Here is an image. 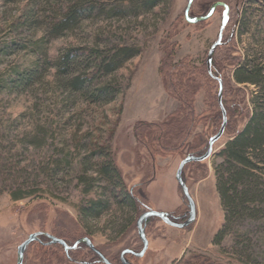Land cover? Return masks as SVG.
<instances>
[{"label":"rangeland","instance_id":"1","mask_svg":"<svg viewBox=\"0 0 264 264\" xmlns=\"http://www.w3.org/2000/svg\"><path fill=\"white\" fill-rule=\"evenodd\" d=\"M78 1L0 0V264H16L17 246L38 231L71 242L87 236L113 262H119L125 249L139 252L136 220L141 213L153 210L170 214L176 222L186 219L187 201L175 181L176 169L185 156L206 150L220 127L218 84L203 67L223 7L217 6L206 20L188 23V0H161L150 11L130 9L126 0H82L89 11L57 34L53 26ZM216 2L225 3L229 13L222 44L212 54L211 73L224 82V108L234 107V113L226 114L230 126L207 159L183 168L195 220L176 228L149 218L148 247L140 257H125L132 264H264V205L230 221L227 235L213 242L224 221L214 153L243 126L253 108L251 97L264 90V83H237L233 78L236 65L244 60L255 59L264 70V0H193L188 15L205 16ZM123 45L137 54L113 73L89 82L115 90L107 102L92 103L66 84L89 74L85 57L68 75L51 67L66 49ZM24 73L33 76L28 85L20 84ZM179 76L192 93L190 135L176 152L151 154L146 140L135 137L134 127L177 116L179 103L163 86L165 78L176 85ZM106 165L110 170L104 177ZM28 191L34 193L11 198L12 193ZM124 194L136 200L137 212ZM97 199L105 204L101 213H84ZM39 240L26 247L23 264H102L90 262L87 246L72 261Z\"/></svg>","mask_w":264,"mask_h":264},{"label":"trees","instance_id":"2","mask_svg":"<svg viewBox=\"0 0 264 264\" xmlns=\"http://www.w3.org/2000/svg\"><path fill=\"white\" fill-rule=\"evenodd\" d=\"M126 1L129 3L128 6L130 9L140 8L142 10L145 9L146 11H150L161 2V0ZM84 4L85 2L79 0L77 3L68 7L63 13L61 20L53 26V31L59 34L66 29L72 28L73 25H76L83 16V13L89 11L84 8ZM81 50L86 51L84 56L78 54V51ZM136 54L137 50L126 45L115 46L110 49H97L94 47L72 48L66 49L64 52L60 53L59 56L51 62V67L55 68L60 73L68 75L77 66L84 62L82 61V57H85L84 60L90 61V67L86 69V71H90L89 74H80L77 77L68 80L66 84L69 89L82 93V95L87 97L92 103L107 102L113 98L112 93H115V90L108 85L93 87L90 86L89 82L96 76L100 77V75L104 76L113 73ZM254 62L255 59H248L236 65V68L233 71V78L237 83H250L255 85L264 83V70L259 64H254ZM204 64L203 71L205 75L210 79L215 80L218 84L219 78H215V75L211 73L213 61H211L210 72L207 70L206 60ZM160 73L161 71L158 70L159 75ZM19 79L21 85H28L31 82V79H33V76L24 73L21 74ZM177 79L176 85H174L170 80L165 78V84L163 86L167 94L169 96H171V94L174 95L176 101L179 103V113L177 116L174 114H168L160 121H141L134 127L135 137L140 138L141 141L146 140L144 146L151 154L165 153L167 151L176 152L184 147L185 142L190 135L188 118L194 114L191 99L192 93L190 94L189 89L187 90L183 87L184 76H179ZM221 82L223 92L225 85L222 80ZM260 92L259 96L251 97L250 102L253 105V108L251 109L250 114L247 115L246 122L243 126L229 136L223 146L214 153V156L217 158V162L213 164L215 188L224 213L223 225L214 235V243H218L225 237V235H227V225L230 221L251 215L256 210L257 205H264V178H262V175H264V90ZM216 106L218 107L217 118L219 122L218 125L220 126L222 116L217 94ZM181 107H183L186 112H182L180 110ZM233 109L224 108L227 115L233 112ZM186 115L188 116L187 118ZM228 121L230 122V120H226L224 131L230 126H228ZM204 150L197 155L202 154ZM194 163H196V161ZM106 167L107 168H104L102 172L103 176L104 173L105 175L109 173V166L106 165ZM111 176H115L112 171ZM107 179L110 180V177H107ZM32 193L34 192L12 193L11 198L18 200L32 195ZM124 198L125 200L133 202L136 211L137 202L133 196L131 194H124ZM104 205L105 204H102L98 199L97 201H90L89 207L85 209L84 213L87 212L90 216H93V213H95L93 217H97L101 213L99 211L103 209ZM90 211L95 212L92 213ZM41 237L42 240H39L41 245H49V247L59 248V250L72 261L79 259L77 258V255L84 248H87L83 244H80L75 249L64 251L60 244H48L46 242L48 239L44 236ZM78 238L73 239L72 242L64 238L61 239L66 244L71 245ZM88 253H90L92 259L97 258L92 251L88 250ZM86 258L89 257L86 256ZM115 263L120 264L119 262Z\"/></svg>","mask_w":264,"mask_h":264},{"label":"water","instance_id":"3","mask_svg":"<svg viewBox=\"0 0 264 264\" xmlns=\"http://www.w3.org/2000/svg\"><path fill=\"white\" fill-rule=\"evenodd\" d=\"M191 3H192V0H188L187 6L184 10V18L188 23H196V22L201 21V20H206L212 15L213 11L215 10V8L217 6L223 7V13L221 16V23H220L217 39L210 46L208 53H207V57H206L207 70H208V72H210L212 54H213L214 49L221 44L222 33H223V30H224V28L227 24V21H228L229 8L223 2H216V3L211 5L208 13L205 16L190 17L188 15V12H189V7H190ZM217 97H218L217 98L218 104L220 106L221 116H222L221 124H220L218 131L208 139L207 148L202 154H200V155L189 154V155L185 156L180 161V163L176 169L175 175H174L175 181L178 184L183 196L185 197V199L187 201L188 212H187L186 219L182 222H176V221H174L175 218L169 216L168 213L160 212V211H153V210H147V211L141 213L136 220V228H137L138 237L142 242V248L139 252H134L133 250H130V249L123 250L120 253V260H121L122 264H131L125 258V254L129 253V254H132L136 257H140L146 251V249L148 247V240H147L146 235H145V225H146V222L149 218L157 217V218L161 219L163 222H165L166 224H168L169 226L176 227V228L186 227L195 220V217H196L195 204H194L191 196L189 195L188 188H187V186L183 180L182 173H183V168L187 163L195 162V161L200 162V161L207 159L212 154L213 145L221 138V136L224 133V129H225L227 119H226V112H225L223 105H222V82L220 79H218ZM41 235L45 236L48 239V242H47L48 244H60L63 247L64 251H67L68 249H75L78 244H83V245L87 246L92 252L97 254L99 259L104 264H111L108 261V259L105 256H103V254L93 245V243L91 242V240L87 236L77 239L72 245H68L61 238L55 237V236H53L47 232H40V231L30 233L27 236V238L17 246L16 264H23V257H24V252L26 250V247L31 242L38 241L39 240L38 237Z\"/></svg>","mask_w":264,"mask_h":264},{"label":"flooded vegetation","instance_id":"4","mask_svg":"<svg viewBox=\"0 0 264 264\" xmlns=\"http://www.w3.org/2000/svg\"><path fill=\"white\" fill-rule=\"evenodd\" d=\"M221 42H222V40H221ZM222 44V43H221ZM220 44V45H221ZM169 216H171L170 214H169ZM171 217H173V216H171ZM181 217H183V216H181ZM180 219V218H179ZM146 226V225H145ZM41 236H43V235H41ZM45 237V236H44ZM46 238V237H45ZM46 242H48V241H46ZM80 244H78L77 246H79ZM76 246V247H77ZM85 246V245H84ZM140 251V250H139ZM101 252V251H100ZM134 252H136V251H134ZM94 253V252H93ZM95 254V253H94ZM96 255V257L97 258H94V259H92L90 262H94V263H102V264H104L100 259H99V257H98V255L97 254H95ZM127 255H130L129 253L128 254H126L125 255V257L127 256ZM132 255V254H131ZM103 256H105V255H103ZM107 259H108V261L111 263V264H117V263H115V262H113V261H110L109 260V258L107 257V256H105ZM131 257H135L134 255H132ZM127 259V258H126ZM129 261V260H128ZM130 262V261H129ZM87 263V262H86ZM119 263L120 264H122V262H121V260H120V256H119ZM131 263V262H130ZM132 264V263H131Z\"/></svg>","mask_w":264,"mask_h":264}]
</instances>
